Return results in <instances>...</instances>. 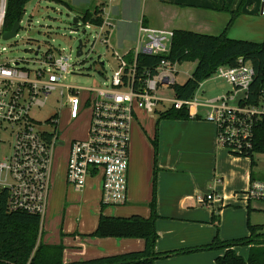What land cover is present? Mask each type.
Returning <instances> with one entry per match:
<instances>
[{
    "label": "built area",
    "instance_id": "2783aa9c",
    "mask_svg": "<svg viewBox=\"0 0 264 264\" xmlns=\"http://www.w3.org/2000/svg\"><path fill=\"white\" fill-rule=\"evenodd\" d=\"M7 0H0V40L6 16ZM259 14L264 17V0ZM101 25L86 23L85 28L98 30L96 38L111 51L116 63L103 88L87 90L85 105L91 108L86 140H72L68 148L66 182L82 191L89 179H98L101 204L118 207L126 203L130 153V130L137 111L154 115L165 111L170 103L176 110L186 108L192 118L198 117L196 107L207 109L205 120L216 128L217 145L238 157L254 154L257 131L264 121V69L258 78L252 66L242 58L234 67H219L215 76L225 81L233 91L207 102L196 98L181 101L159 97L176 84V65L167 59L156 65L138 61L139 55L167 56L172 31L151 29L139 25L133 47L121 54L110 46L113 25L102 17ZM77 22L73 24L77 30ZM82 42V41H81ZM83 47V43H82ZM4 48L2 52H4ZM0 52V149L1 135L14 134L10 150L0 152V206L8 212H21L40 219V231L47 212L54 150L62 143L56 132L37 131L29 117L34 106H40L57 88L63 89L65 109L71 120L80 113L79 88L61 83L64 75L73 72L69 57L49 50L41 60H8ZM77 52V51H76ZM39 48L35 57H38ZM38 64L35 69L29 65ZM103 66V63H101ZM102 75V74H100ZM201 86V85H200ZM199 86V87H200ZM199 89V88H198ZM170 107V108H171ZM192 111V112H191ZM56 124V122H51ZM248 201L264 202V181L252 180L244 193ZM212 195L198 196L199 203L212 200Z\"/></svg>",
    "mask_w": 264,
    "mask_h": 264
},
{
    "label": "crops",
    "instance_id": "0c3cea01",
    "mask_svg": "<svg viewBox=\"0 0 264 264\" xmlns=\"http://www.w3.org/2000/svg\"><path fill=\"white\" fill-rule=\"evenodd\" d=\"M59 1L70 11L80 12L81 15L86 11H101L102 17L113 25L109 35L110 46L121 54L133 46L140 24L151 29L172 32L181 30L210 36L225 33L229 39L236 40L238 39L236 35L239 34H235V22L238 19L255 20L247 13L255 11L260 2V0ZM145 115L150 117L148 114ZM131 128L133 129L132 125ZM143 133L141 139L135 140L130 130L127 198L122 206L108 209L101 204L98 179H89L82 191H76L68 185L67 159L66 164L61 167L52 166L48 207L42 226V241L47 237L45 221L52 224L50 232L53 233L57 229L54 223L60 216L65 222L67 213L82 215L77 224H72V220L66 221L68 227L65 231H61L60 237L65 248L64 261H83L141 248L143 250L144 242L140 239L95 238L87 235H91L96 230L101 214L108 217L149 218L153 179L157 215L155 228L158 235L155 244L156 253L188 250L203 245V240L194 239V236L190 241L191 231L202 222L198 220L201 214L208 215L210 207L214 209L218 204L223 206V201H236L246 206L241 208V211H246L251 225L261 226L264 233V202L248 201L244 196L246 191L244 193L240 192L241 190L235 191L238 183L242 186V181L246 183L247 189L252 180H260L252 168L245 169L243 175L239 176L237 185H234L236 188L232 187L231 180H221L217 183L211 181L212 176L220 172L221 161L232 158L233 162H240L238 157L227 155L224 149L217 145L216 128L213 123L206 121L198 112L197 119L161 120L152 135L145 131ZM154 140L157 143L156 152ZM201 191L203 193L214 191L224 198H221L220 202L212 198L204 203H199L197 196L188 200L191 197L190 192L200 194ZM239 193H242V196L238 195ZM205 196L207 195L203 197ZM193 223H197L194 228L191 225ZM248 234L247 228L246 237ZM247 249L249 251V247ZM223 254L224 251L218 253L217 257ZM185 256L187 255H172L156 259L153 264L171 263L175 260H183Z\"/></svg>",
    "mask_w": 264,
    "mask_h": 264
},
{
    "label": "rangeland",
    "instance_id": "374dc122",
    "mask_svg": "<svg viewBox=\"0 0 264 264\" xmlns=\"http://www.w3.org/2000/svg\"><path fill=\"white\" fill-rule=\"evenodd\" d=\"M260 3L261 0L255 11L247 13L255 20L247 21L238 19L235 22V34H239L236 35L238 38L236 40L255 43H261L264 40V17L259 14ZM80 15V12L70 11L66 5L57 3L53 0H31L24 7V12L19 24L20 28L16 37L5 41L0 40V52H2V49L4 48L5 50L2 52L3 57H6L8 60L22 58L24 60L29 59L33 61L35 59L41 60L43 54L49 50L54 54L55 50H60L61 56L69 57V63L70 65H73V72L64 75L61 83L79 88L78 98L80 101V113L77 119L71 120L69 118L64 106L66 98L61 95V92L63 91L61 88H57L45 99L41 98V105L34 106L29 111V117L37 123V131L47 132L49 134H54L56 132L59 138L58 140L62 143V146L54 150L53 164L55 165L53 166H55V168L66 164L68 148L72 140L87 139V132L91 119V108L85 105V101L88 98L87 90L103 88V84L106 82L104 78L110 77L112 71L117 67L111 55V51L107 50L101 44L99 38L95 40L96 32H98L96 28H85V25L79 21L77 24V30H74L73 20ZM79 40L82 41L83 47L82 55L77 57L76 51ZM38 48V57H35L34 53L38 52ZM101 63H103V66H101ZM29 66L35 69L39 65L31 64ZM194 68L195 64L191 62L176 65V84H184L191 77ZM231 91H233V87H230L225 81L213 75L209 80L201 84L195 94V98L198 103H203L221 95H225ZM157 95L170 100L174 99L171 89H168L164 94L158 93ZM165 106L170 108L171 104L166 103ZM193 111L199 112L202 114L203 118H205L208 110L196 107ZM157 119L158 117L156 113L147 117L142 111L136 112L133 120L134 123L132 124L133 129L131 128L132 138L134 137L135 140L141 139L144 131L146 133L149 132L152 135L155 130H157ZM51 122H56V124ZM1 140L4 142V147L0 149V152H2V150L7 152L10 150V144L14 141V134H2ZM224 151L227 155H231L233 158L238 157L225 149ZM238 158L240 159V162H233L232 158H226L221 161L219 166L220 172L215 173L214 176H212L211 181L217 183L221 182V180H231L233 187L234 185H237L239 176L243 175L245 169L248 170L249 167L254 170V173H257V176H259L258 179L264 181V152H256L252 157ZM251 160L255 164L253 167H251ZM241 184L242 186L238 183V188L234 186L236 188L235 191L239 192L238 190H241L240 192L244 193L248 188H245L247 185L243 181ZM201 192V195L196 192H190L189 196L191 197H189L188 200H192L196 196L203 197L204 195L209 194H211L218 202H220L221 198H224V196H219L214 191H210L209 193H207V191L204 193L203 191ZM238 195L242 196V193H239ZM222 204L223 206L221 204L216 205L214 209H211L210 207V213L208 215L201 214L202 218L199 216L198 220H202V222H199L200 225L198 224V227L194 228L197 223L191 224L193 225L192 227L194 230L191 231L192 234L190 236V241L194 236V239L203 240V245L195 246L190 249L208 245L216 238L219 241L226 242L246 237L248 224H251L248 220L247 212L241 211V208L246 206H243L236 201H223ZM106 208L110 209L111 207ZM81 217L82 215H79V213H67L65 214V222L72 220V224H77L81 220ZM65 222L63 221L62 216H60L54 223V227L57 229L52 233L50 232L52 224L45 221L47 237L42 242L44 244L62 245L64 247L62 244L63 239H61L62 237H60V235L61 231H65L68 227V224ZM87 237L91 236L87 235ZM56 239L58 240L54 241ZM47 241H49V243H47ZM235 248L237 249L235 252L244 260L248 258L249 251L247 246L239 245ZM141 250L142 248L128 252H138ZM222 251L224 250L213 248L203 252H192L183 254L187 255L185 258H182L183 260H175L171 263L168 262L163 264H215V259L217 258L218 253ZM63 262L69 263L64 261V259Z\"/></svg>",
    "mask_w": 264,
    "mask_h": 264
},
{
    "label": "trees",
    "instance_id": "16d2710c",
    "mask_svg": "<svg viewBox=\"0 0 264 264\" xmlns=\"http://www.w3.org/2000/svg\"><path fill=\"white\" fill-rule=\"evenodd\" d=\"M31 0H7L3 31H9L16 21L21 20L25 5ZM60 3L59 0H53ZM76 21L95 26L102 24L101 11H86ZM242 58L248 62L259 78L264 69V40L261 43L231 40L225 33L219 36L197 34L176 30L173 32L170 52L167 56L139 55L138 61L147 65H156L162 59L173 63L191 62L195 68L191 77L182 85L174 84V98L181 101L192 100L199 86L209 80L219 67H234ZM156 126L161 120L187 121L192 118L186 108L173 107L157 111ZM156 152L157 143L153 141ZM264 152V121L257 131L254 153ZM252 157V156H250ZM251 166H254L251 160ZM155 180L153 179V196L149 203L151 215L145 219L139 216L108 217L100 215L96 230L90 235L95 238L140 239L144 248L138 252H129L90 260L63 262L62 245H49L42 242L40 219L37 216L21 212H8L0 206V264H153L156 259L192 252H203L213 248L224 250V254L215 259V264H264V233L261 226L248 224V236L234 241H219L217 238L208 245L190 250L156 253L155 244L158 235L155 228ZM249 247L246 260L239 256L236 246Z\"/></svg>",
    "mask_w": 264,
    "mask_h": 264
},
{
    "label": "water",
    "instance_id": "95a60500",
    "mask_svg": "<svg viewBox=\"0 0 264 264\" xmlns=\"http://www.w3.org/2000/svg\"><path fill=\"white\" fill-rule=\"evenodd\" d=\"M76 23H77V21H76V19H74L73 20V24H76ZM19 24H20V22L19 21H16L13 24L12 28L9 31H4L2 33V40L3 41L10 40V39L16 37L17 32H18V30L20 28V25ZM35 54H37V52ZM81 55H82V42H81V40H79L78 41V46H77L76 56L77 57H80Z\"/></svg>",
    "mask_w": 264,
    "mask_h": 264
}]
</instances>
